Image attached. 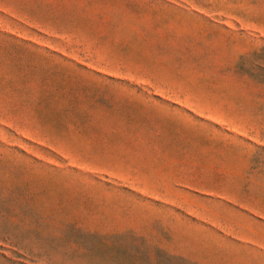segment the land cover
Segmentation results:
<instances>
[{
  "label": "rangeland",
  "instance_id": "rangeland-1",
  "mask_svg": "<svg viewBox=\"0 0 264 264\" xmlns=\"http://www.w3.org/2000/svg\"><path fill=\"white\" fill-rule=\"evenodd\" d=\"M252 212L264 0H0V264H246Z\"/></svg>",
  "mask_w": 264,
  "mask_h": 264
},
{
  "label": "crops",
  "instance_id": "crops-1",
  "mask_svg": "<svg viewBox=\"0 0 264 264\" xmlns=\"http://www.w3.org/2000/svg\"><path fill=\"white\" fill-rule=\"evenodd\" d=\"M256 204L248 203L246 206L254 207ZM238 220L244 222L241 226L226 232V248L230 249V254L235 257L241 255L252 257L246 264H261L257 259L264 255V215L252 212L250 215L236 217L232 222L238 223Z\"/></svg>",
  "mask_w": 264,
  "mask_h": 264
}]
</instances>
